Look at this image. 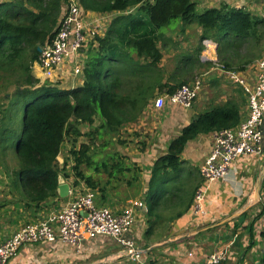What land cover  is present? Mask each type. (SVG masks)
I'll return each mask as SVG.
<instances>
[{
    "label": "trees",
    "instance_id": "1",
    "mask_svg": "<svg viewBox=\"0 0 264 264\" xmlns=\"http://www.w3.org/2000/svg\"><path fill=\"white\" fill-rule=\"evenodd\" d=\"M79 2L85 11L125 14L114 18L106 33L96 37L97 44L88 48L84 83L72 89L41 83L33 75L39 48L54 40L68 0L0 3V168L8 177L9 194L26 207H40L57 196L59 177L71 160L76 177L92 189L100 184L83 167H103L110 177L131 170L119 154L113 164L95 166L92 145L95 139L118 135L137 123L166 88L165 93L173 95L193 78L198 62L190 57L183 58L168 78L164 74L163 28L177 21L197 25L202 39L217 43L218 62L225 71H245L264 55V16L246 7L223 4L201 12L196 0ZM179 79L178 85L172 84ZM242 105L231 99L199 114L154 162L146 196V240L167 237L193 206L203 180L182 159L189 142L237 127ZM84 126L89 127L87 134L82 133ZM83 136L88 142L78 144ZM68 138L71 157L62 167L58 157Z\"/></svg>",
    "mask_w": 264,
    "mask_h": 264
},
{
    "label": "crops",
    "instance_id": "2",
    "mask_svg": "<svg viewBox=\"0 0 264 264\" xmlns=\"http://www.w3.org/2000/svg\"><path fill=\"white\" fill-rule=\"evenodd\" d=\"M6 1L10 0H0V3ZM219 1L218 5L210 8H218L223 4H228L232 7H246L260 16H264V9L259 13V10L254 7H247L243 4L232 5L226 0ZM198 8L200 11H204L200 8V5ZM123 14L125 13L119 11L97 13L84 10L87 42L81 54L87 57V50L91 44H94L96 37H102L111 21ZM106 22L107 25L105 26L103 23ZM93 32L97 33L96 37H94ZM188 33L189 30H186V35ZM197 33L202 44L201 29L198 28ZM203 52L204 47L202 45L193 54L194 58L198 59L200 63L210 66V70L206 74H215L202 78L203 86L207 79L208 83L212 85L222 81L220 77L230 79L225 72L216 69L212 62L203 63L201 61ZM217 58L214 53L213 59L216 60ZM257 62L250 65L247 70L237 73L246 77L249 81L255 82ZM199 66L200 64H197L195 71L198 70ZM33 75L41 83L49 81L44 77L40 66L36 63L33 66ZM49 82L56 83L55 85L61 89L77 88L84 83V73L74 75L70 66L65 65L58 70L55 77ZM201 92L194 101L196 102L193 103L194 106L192 105L193 107L190 108L168 103L163 110L157 112L153 110L151 101L139 121L125 128L131 133L139 131L140 134L135 135L139 136L141 140L147 141L145 151L142 153H129L127 158L122 160L125 162L126 167L131 168V170L127 169L123 175L117 174L110 177L109 172L105 171L103 167L100 171H96L93 167L88 168L94 170L95 176L88 174L82 168L87 176L93 177L95 182L100 184L97 189L88 187L85 181L78 179L75 174L73 175L72 160L70 165H66L59 177L61 183L57 196L40 207H36L34 204L26 207L23 202L13 199L8 192V182L5 185L1 182L0 184L4 186L6 193L4 194L1 186L0 239H9L25 224L41 220L51 212L62 210L73 199L86 194L88 190H92L95 192L96 205L108 208L115 213L122 211L134 201L145 203L147 210L143 208L136 212L137 221L130 235L145 251L151 264H197L212 255L220 253H225L226 256L219 264H264V151L261 155L240 157L233 164L226 178L215 182L211 186L204 203L206 211L204 216H196L191 208L184 217L172 225L167 237L159 240L145 239V232L148 228L146 196L153 164L166 153L171 141L181 134V130L185 126L190 124L196 116L209 109L207 106H211L212 102L200 95ZM231 99L236 98L231 97L228 100ZM245 99L247 112L245 113L243 105L241 107L242 120L248 113L246 95ZM228 100H225V102ZM238 102L240 101L238 100ZM176 108H181L184 111H176ZM81 130L82 133H86L83 132V127ZM214 137L215 133H212L201 135L190 141L182 156V159L188 162L189 167L199 172L201 178L200 170L211 152ZM67 140L63 144L60 155L61 160H59L62 167L71 157L72 141L70 138ZM69 142V153L64 158L63 151L67 145L66 143ZM81 143H85L83 137L78 141V144ZM126 145L127 143H125V147H127ZM127 150L129 149L127 148ZM113 159L117 160L118 157L115 156ZM94 164L98 167L95 161ZM259 187L260 195L258 196L257 190ZM8 264H131V262L113 238L100 235L86 240L79 248L62 242L28 244L23 246L17 256Z\"/></svg>",
    "mask_w": 264,
    "mask_h": 264
},
{
    "label": "built area",
    "instance_id": "3",
    "mask_svg": "<svg viewBox=\"0 0 264 264\" xmlns=\"http://www.w3.org/2000/svg\"><path fill=\"white\" fill-rule=\"evenodd\" d=\"M96 34L93 32L94 37ZM86 42L84 10L79 0H68L54 40L42 49L36 62L44 77L52 80L58 70L65 65L70 66L74 75L83 74L87 57L81 53ZM96 44L94 41V45ZM202 45L204 52L201 61L212 62L216 69L225 72L243 89L247 98L248 113L237 127L215 133L211 152L200 170L203 183L196 193L192 206L196 216L206 214L204 203L208 191L215 182L226 178L240 157L261 155L264 151V56L257 62V77L253 82L237 72L225 71L218 58L213 59L214 53L217 55L218 47L214 40L203 39ZM202 86L203 79L198 78L191 84L179 88L173 95L158 94L152 100L153 110L159 112L168 103L190 108ZM95 200V192L88 190L86 194L69 202L62 210L51 212L41 220L25 224L7 240L0 239V264H8L17 256L20 249L28 244L62 242L79 248L86 240L100 235L113 238L128 256L131 264H151L145 251L130 235L137 221L136 212L139 209H146L145 203L134 201L122 211L115 213L108 208L98 207ZM225 256V253L215 254L197 264H219Z\"/></svg>",
    "mask_w": 264,
    "mask_h": 264
},
{
    "label": "rangeland",
    "instance_id": "4",
    "mask_svg": "<svg viewBox=\"0 0 264 264\" xmlns=\"http://www.w3.org/2000/svg\"><path fill=\"white\" fill-rule=\"evenodd\" d=\"M196 1L200 5V8L204 10L210 8L211 6L218 5L220 3L219 0H215L212 2H209L208 0H196ZM226 1H228L229 4L232 5L243 4L247 7H254L259 10V13H261V10L264 9L263 0H226ZM132 11L135 12L136 10H132ZM103 24L106 26L107 22ZM197 29L198 26L195 24H191V25L180 24V21L174 22L169 27L162 29L163 38L160 42V47L164 53V59L162 65H163L164 74H166L167 78L168 76L174 73L175 69L180 65L181 60H183V58H188V57L190 58L192 57L194 60H197L198 65L200 64L198 70L194 71L193 73L194 76L191 79V81L188 82L189 84L198 78L202 79L205 78L207 75L209 76L215 75V74H206L208 70H210V66L200 63V61L194 58L193 56V54H195L197 50L200 49V47L202 46L200 38L198 37ZM186 30H189V33L187 35H186ZM220 78H222V81L216 83L215 85L208 83V79L204 82L203 90L200 95H203L205 99H207L209 102H212L211 106H207V108H210L212 107V105L215 104H222L225 102V100H228L231 97L238 99L244 105L243 102L246 101V99L242 89L239 88L231 79H226V77H220ZM175 81L176 82H172V84L178 85L180 79ZM166 91L167 88L160 93L166 94L165 93ZM195 103L196 102H194V104ZM175 110L180 112L184 111L181 108H176ZM244 111L245 113L247 112V105L246 106L244 105ZM98 124L99 121L97 120L95 126H97ZM83 132H86L87 134L89 132V128L84 126ZM135 134L139 135L140 133L139 131L131 133L124 129L118 135H114V136L107 135L104 138L95 139L94 145H92L93 161H95L98 166H101L103 163L113 164V162L115 161L113 157H115V155L118 154L122 157L123 160L124 158H127V154L129 153H133V152L142 153L143 151H145L147 141L141 140L139 136H136ZM83 139L85 143H87L89 140L87 136H83ZM125 143H127L126 145L127 147H125ZM66 144L67 145L65 146V150L63 151V154L65 156L64 158H66L70 149V142ZM127 148L129 150H127ZM118 159H120V157ZM10 164L12 166L15 165V161H13L12 156H11ZM89 169L87 167H83V170L85 172L95 176L94 170H89ZM2 170L3 169L0 168V183L2 182L5 185L6 182H9V180L5 171L3 170L4 172L3 173ZM1 186L2 185L0 184V188ZM2 189L5 194L6 192L4 190L6 189L4 188V186H2Z\"/></svg>",
    "mask_w": 264,
    "mask_h": 264
},
{
    "label": "water",
    "instance_id": "5",
    "mask_svg": "<svg viewBox=\"0 0 264 264\" xmlns=\"http://www.w3.org/2000/svg\"><path fill=\"white\" fill-rule=\"evenodd\" d=\"M41 51H42V49L41 48H39V52L41 53ZM58 159L59 160H61V156H59L58 157ZM60 183H61V179H59V185H60ZM61 188V187H60ZM59 189V188H58ZM257 195L259 196L260 195V187L258 188V190H257ZM147 210V209H146ZM243 220V219H242Z\"/></svg>",
    "mask_w": 264,
    "mask_h": 264
}]
</instances>
